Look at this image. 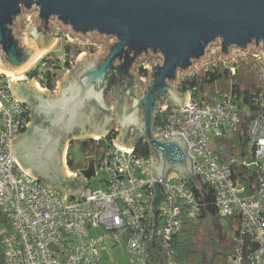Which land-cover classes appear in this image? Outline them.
<instances>
[{
  "label": "water",
  "instance_id": "1",
  "mask_svg": "<svg viewBox=\"0 0 264 264\" xmlns=\"http://www.w3.org/2000/svg\"><path fill=\"white\" fill-rule=\"evenodd\" d=\"M34 9L38 20L23 29L24 11ZM54 23L69 40L89 39L102 49L91 57L82 54L58 82L54 96L34 81L10 84L16 102L32 108L29 131L12 142L26 174L61 189L65 197L80 194L85 181L95 176V162L79 173L68 172V142L106 137L116 121L120 134L114 143L119 148L133 151L143 141L156 154L157 163L148 167L157 179L155 215L166 201L162 186L171 177L188 180L202 193L183 136L154 137L157 113L167 103L181 109L189 105V94L175 88L178 74L191 75L195 63L209 60L210 48L218 49L225 62L234 60L233 49L260 55L264 0H0V71L14 76L29 69L55 45ZM19 33L26 35L24 46ZM259 62L264 67L262 58ZM142 63L148 78L138 74Z\"/></svg>",
  "mask_w": 264,
  "mask_h": 264
},
{
  "label": "built area",
  "instance_id": "2",
  "mask_svg": "<svg viewBox=\"0 0 264 264\" xmlns=\"http://www.w3.org/2000/svg\"><path fill=\"white\" fill-rule=\"evenodd\" d=\"M55 34L53 27L56 38ZM231 53L234 60L226 63L216 55L205 71L221 66L235 75L238 60H247L250 55L237 49ZM45 57L17 76L0 71V215L5 217L7 228L0 234L3 264H103L120 248L128 252V264H152L156 250L163 264H177V235L185 222L199 220L202 204L188 180L173 181L177 177H171L162 186L166 201L162 200L156 215L153 213L157 179L148 167L157 163L154 152L140 155L136 146L133 151L121 149L114 143L120 131H112L109 135L114 136L98 166L95 163V175L102 170L107 176L106 189L86 186L80 194L69 197L29 176L17 163L12 142L27 131L32 108L16 102L10 84L34 81L42 86L45 72L55 70L54 62L66 73L77 63L74 54L61 55L58 60L51 53ZM145 66L142 68L148 76ZM34 71L37 75L31 78ZM187 93L190 100L184 109L167 103L159 111L166 115L154 124V137L183 136L193 159V173L202 188L213 192L219 215L238 222L234 233L237 244L226 264H264V113L246 119L231 90L216 104L206 105L195 100L191 91ZM228 130L245 138L248 148L245 156L223 163L211 142ZM133 134L134 129L130 136ZM88 159L94 160L93 156ZM241 167L258 172L249 192L235 177Z\"/></svg>",
  "mask_w": 264,
  "mask_h": 264
},
{
  "label": "trees",
  "instance_id": "3",
  "mask_svg": "<svg viewBox=\"0 0 264 264\" xmlns=\"http://www.w3.org/2000/svg\"><path fill=\"white\" fill-rule=\"evenodd\" d=\"M65 51L72 53L71 47L65 46ZM79 52L74 53L77 55ZM46 59V57L44 58ZM55 63L54 71H46L45 78L41 80L43 88L53 92L56 89L57 82L60 80L64 67ZM30 77L33 78L37 74L31 72ZM139 75L144 77L146 71L141 67ZM232 79V95L235 98L239 108L247 115L246 119L252 118L258 113H264V92L261 89L251 88L241 78L240 70L237 69L233 75L228 68H212L203 73H195L192 76L185 77L181 80L179 91L187 93L191 91L192 97L199 101L200 104H216L221 95L216 94L211 88L218 82H225L227 79ZM208 90H211L208 93ZM166 114L157 113L155 125L159 123L162 117ZM114 135H108L99 142L93 139L74 140L71 145L78 141L81 143L83 151L87 157L93 156L94 162L98 166L103 150L107 146ZM215 149L212 150L218 155L221 162H226L234 156H245L248 148V141L238 133L225 131L223 137L214 139ZM68 150L67 164L72 172H75L74 162L71 159L70 148ZM136 152L140 155L150 153L149 146L141 142H136ZM89 160V159H88ZM83 167V166H82ZM81 167V168H82ZM86 167V166H85ZM235 177L247 188L249 192L252 183L258 177V172L255 169L239 168ZM190 187L194 190L202 204L201 217L196 222H185L177 235V264H226L228 257L234 250L237 244L234 240V233L237 232L238 222L233 217L223 218L219 215L215 205V197L212 191L208 192V188L204 187L202 193L198 192L191 184ZM2 235H0V264H3V246ZM154 260L152 264H163V258L159 250L153 254Z\"/></svg>",
  "mask_w": 264,
  "mask_h": 264
},
{
  "label": "rangeland",
  "instance_id": "4",
  "mask_svg": "<svg viewBox=\"0 0 264 264\" xmlns=\"http://www.w3.org/2000/svg\"><path fill=\"white\" fill-rule=\"evenodd\" d=\"M37 16H38V13H37L36 9H34L30 12L24 11L23 17H25V20H22V28L26 29L25 25L28 21H30L31 23H35L38 20ZM53 27H54V33L57 34V35L55 34V36L57 38L55 45L51 49H49L47 52H45L40 58H38V60H36V62L33 65L37 64V62L41 58L45 57L47 54H50V53L57 60H58L59 56L69 54L68 52L65 51V46H68V45L71 47L72 53L73 52L74 53L79 52L77 55H75L73 53L77 60L84 53H87V55L89 57H91V55L95 54L96 51H98V50L101 51V49H102L101 46L92 43L91 40H89V39H87L85 41V43L82 42L80 39H74L73 41L69 40L68 36L64 35V31L60 26H58L56 23H54ZM19 39H20L21 44L24 46L25 42H26V35L24 33H19ZM261 50L262 49H260V51H259L260 55L258 57H253L252 55H250L249 58L247 57V60L242 61L241 59H239L237 66L240 70L242 80H244L251 88L261 89L264 92V67L262 65H260V62H259V59H261V58L264 61V52ZM210 51H212V54L209 53V60L213 59V57L217 55L218 49L210 48ZM220 58H222V57L220 56ZM224 60H225V58H223L222 61L225 62ZM208 61L205 60L204 62H202L201 66H199V65H197V63H195L194 66L196 67V69L195 70L192 69L191 75L187 76L186 73L183 75V73L179 72V74H178L179 81H181L185 77L192 76L195 73H199V74L203 73L205 71V68L207 67ZM145 65H146V63L139 64L137 67V70L139 71L140 67H143ZM65 74H67V73L62 71V73L60 75V80L63 79ZM140 77H142V76H140ZM142 78H148V76H144ZM176 86H177V84H175V88L177 89ZM231 87H232V79L229 78L225 82L220 81V82L216 83L211 88V90L214 91L216 94L223 95V94L229 93L231 90ZM211 90H208V93ZM73 139L78 140V138H73ZM74 140H72V141H74ZM70 145H71V142H68L66 157H67V152L69 150L68 148ZM211 147L213 149H215V141L214 140H212V142H211ZM70 155H71V159L74 162L75 172L79 173L82 166H83L82 168H84L85 165L88 166L89 160H88L87 154L83 151V148H82V145L80 142L75 141L71 145ZM106 177L107 176H106L105 172L100 170L97 175L93 176L91 179L86 180V186L92 187L93 190L106 189V182H105ZM172 180L173 181H180L181 179L180 178H174ZM5 222H6L5 217L3 215H0V234L4 233L7 229L4 225ZM128 261H129L128 252L125 249L120 248L117 251H112L109 254V257L103 262V264H128Z\"/></svg>",
  "mask_w": 264,
  "mask_h": 264
},
{
  "label": "crops",
  "instance_id": "5",
  "mask_svg": "<svg viewBox=\"0 0 264 264\" xmlns=\"http://www.w3.org/2000/svg\"><path fill=\"white\" fill-rule=\"evenodd\" d=\"M30 69V68H29ZM28 69V70H29ZM28 70H26V71H28ZM26 71H24V72H26ZM23 72V73H24ZM59 81H61V80H59ZM21 82H26V81H21ZM21 82H17V83H21ZM28 83H30V84H33V81H27ZM35 84L38 86V88L39 89H41V90H45V91H49L48 89H45V88H43L42 86H40V85H38L36 82H35ZM57 90V89H56ZM55 90V91H56ZM55 91H53V92H51V91H49L50 92V94L52 95V96H54L55 95ZM117 127H118V125H117V123H116V121H114V123H113V125H112V129H111V132L112 131H114V130H116L117 129ZM110 132V133H111ZM109 133V134H110ZM109 134H107V136L109 135ZM120 134V133H119ZM102 137H104V136H102ZM94 138V137H93ZM84 139H91L90 137H85V138H82V139H78V140H84ZM72 140H74L73 138H72ZM77 140V139H76ZM72 142V141H71ZM69 149V148H68ZM67 157H68V152H67ZM67 157H66V159H65V164H66V168H67V170H68V172H72L70 169H69V167H68V164H67ZM86 166V165H85ZM87 167V166H86ZM86 167H84V168H81V169H85ZM86 187V181H85V184H84V188Z\"/></svg>",
  "mask_w": 264,
  "mask_h": 264
},
{
  "label": "bare ground",
  "instance_id": "6",
  "mask_svg": "<svg viewBox=\"0 0 264 264\" xmlns=\"http://www.w3.org/2000/svg\"><path fill=\"white\" fill-rule=\"evenodd\" d=\"M46 52H47V51H46ZM43 54H44V53H43ZM43 54H42V55H43ZM42 55H41V56H42ZM39 58H40V57H39ZM37 60H38V59H37ZM35 62H36V61H35ZM35 62H34V63H35ZM34 63H33V64H34ZM33 64H32L29 68H31V67L33 66ZM27 70H28V69H27ZM22 73H23V72H22ZM22 73H20V74H22ZM18 74H19V73H18ZM18 74H17V73H14V76H17Z\"/></svg>",
  "mask_w": 264,
  "mask_h": 264
},
{
  "label": "flooded vegetation",
  "instance_id": "7",
  "mask_svg": "<svg viewBox=\"0 0 264 264\" xmlns=\"http://www.w3.org/2000/svg\"><path fill=\"white\" fill-rule=\"evenodd\" d=\"M29 130H27V132H28ZM75 185H78V182H77V184H75ZM75 185H72V187H74Z\"/></svg>",
  "mask_w": 264,
  "mask_h": 264
}]
</instances>
